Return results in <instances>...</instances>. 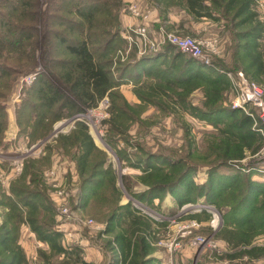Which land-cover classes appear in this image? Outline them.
<instances>
[{"label": "trees", "instance_id": "1", "mask_svg": "<svg viewBox=\"0 0 264 264\" xmlns=\"http://www.w3.org/2000/svg\"><path fill=\"white\" fill-rule=\"evenodd\" d=\"M75 1L77 4L71 10L63 5L62 0L49 2L45 14L47 25L42 36L46 45L43 59L49 67L58 68L60 73L53 77L54 80L39 73L34 82L25 87V98L16 111L19 136L36 141L39 136L48 135L55 123L79 113L81 106L97 107L106 96L112 101L107 137L113 145L119 136H128L130 125L140 121V116L150 106L165 114L172 110L187 112L212 124L217 132L205 141L202 152H198L194 142L189 140L186 156L153 154L139 146L141 155L136 156L132 165L143 170L141 183L149 187L140 196L141 200L152 203L158 198L164 201L170 194L178 206L204 198L213 205L226 200L232 213L237 211L240 215L243 211L246 217L263 213L264 183L254 182L240 173H220L222 168L231 167L230 161L243 160L247 153L255 155L264 145V134L254 128V120L245 112L225 105L232 83L225 73H221L243 72L250 81L264 86V23L256 11L257 0H161L165 6L161 11L165 19L175 10L185 20L207 19L223 23L220 25L221 34L223 39L229 38L230 60L215 61L214 69L186 58L177 47L168 45L159 55H147L135 65L119 63L115 70L112 52L119 37V21L113 17V11L124 0ZM38 9L39 0H0V140L7 125L3 102L13 93L21 77L37 69L40 46L36 26ZM60 10L68 11L76 19H62L55 15ZM54 23V27L61 26L73 32L77 39L52 30ZM181 27L185 28L184 25ZM53 39L64 46L72 58L70 61H58L62 54H53L52 58L48 55L56 46ZM169 59L171 63H168ZM144 77L149 79L142 82ZM126 82L136 84L134 94L140 104H129L119 92ZM199 88L205 98L201 107L193 105L190 100ZM57 143L62 149H77L74 157L83 183L91 188L92 184L99 183L94 180L99 175H109V190L117 196L112 172L100 171L104 160L99 159L98 154L102 153L96 148L86 124L76 122L72 133L60 135ZM119 153L124 159H130L125 150H119ZM200 165L210 167L209 179L201 186L194 181ZM44 167V160L27 164L25 174L12 184L9 194L0 190V207L4 216L0 225V264H28L27 254L19 243L23 225H28L39 241L49 245V255L45 251L39 252L45 264H77L72 260V253H67L60 243L61 235L53 228V207L46 205L49 198L38 185ZM125 181L129 185L131 180L126 177ZM92 195H84L83 200H90ZM106 200L112 209L106 219L108 233H114L117 228L120 230L111 243L119 246L122 263L160 264L151 257L155 251L152 244L158 241L153 224L133 211L131 206H118L117 197L111 202ZM252 202L256 203L255 206H251ZM197 217L194 215L192 219L197 220ZM251 221L245 218L241 223L237 222L238 229L225 231L220 237L235 247L249 246L257 230ZM260 224L261 220L258 226ZM260 250L264 251V248H254L243 254L260 258ZM75 251L80 256L78 250ZM63 253L67 257L56 262Z\"/></svg>", "mask_w": 264, "mask_h": 264}, {"label": "rangeland", "instance_id": "2", "mask_svg": "<svg viewBox=\"0 0 264 264\" xmlns=\"http://www.w3.org/2000/svg\"><path fill=\"white\" fill-rule=\"evenodd\" d=\"M159 1L124 0L123 4L113 11V17L119 21V37L113 44L115 49L112 52V58L114 59L113 70L118 67L119 63L135 65L147 55L156 56L165 52L166 47L170 44L166 41L164 42L162 35L164 32L173 33L181 37H189L198 41L203 48L204 61H209V65H207L195 60L200 65L213 68L215 61L230 60L228 52L229 38L223 39L221 34L220 25L223 23L217 24L207 19L196 22L185 20L182 14H177L175 10L168 13L167 19H165L161 13L165 6L161 0ZM49 2L50 0H39V21L36 26L39 30L38 41L40 46L37 52V69L34 73L21 77L13 93L3 102L5 104L7 125L0 140V190L9 194L12 184L25 174L27 164L44 160L45 170L38 185L49 198V203L46 202V205L53 207L55 220L53 228L61 235L60 243L67 253H72V260L77 264H123V256L119 246L114 242L111 243L120 230L117 228L114 233H108V222H106V219L112 213V209L110 207L111 204H107L105 200L107 199L108 202H111L110 200H114L116 197L119 199L117 201L118 206H131L133 211H137L153 224L154 229L158 232V241L152 244L155 251L151 257L156 258L160 264H164L162 260L167 255L176 264H264V251L260 250L261 252H258L260 258H252L247 254H243L254 248H264V212L246 217L243 215V211L240 215L237 211L232 213V209L226 200L220 201L218 205H213L207 203L204 198L197 202L178 206L170 194L167 196L172 197L175 202L169 206L165 203L167 197L164 201L158 198L153 199L152 203L141 200L140 196L146 193L149 187L141 183L140 177L143 175V170L132 165L136 161V156L141 155L138 147L143 146L153 154L162 153L166 156H171L176 153L177 156H186L188 153L187 142L192 140L198 152H202L204 150L203 147H205V141L217 132L216 128L207 121L199 120L187 112H174L172 110L170 114H165L150 106L140 116V121L130 125L128 136H119L117 143L113 145L109 143L107 137L110 128L108 121L111 118L110 111L112 108V101L108 96V108L98 111L97 116L88 114L92 115L90 119L87 116L88 118L76 120L79 115L87 114L90 111L89 109H91L81 106L82 109L79 113L72 118L55 123L48 135H41L36 141H32L29 137L19 136L16 111L25 98V87L30 86L34 82L33 80L29 85L26 83V79L33 75H36L37 78L38 74L42 73L48 78L52 77V80H54L53 77L60 73L58 68L49 67L43 59L46 45L42 40V36L47 25L45 14ZM62 2L69 10L73 9L77 4L75 0H62ZM256 11L259 15V20L264 23V0H257ZM55 15H60L62 19H76L74 15L68 14L66 10H60ZM54 25L55 23L51 27L52 30L61 31L68 37L77 39V35L73 32L70 33L65 28L61 26L54 27ZM182 25L185 28H182ZM140 28H145L148 38L158 43L156 45L157 51L149 50L148 46L140 42L136 33ZM187 30L189 32H186ZM210 41L215 43V51L208 47ZM52 42L56 46L50 49L51 53L50 51L48 53L51 58L54 57L53 54H62L58 56V61H70L72 59L64 46L59 44L58 40L53 39ZM124 56L127 57L123 59ZM185 57L190 58L188 55ZM167 61L171 63L170 59ZM166 67L168 66L166 65ZM222 72L225 74L228 72L233 73L231 71ZM145 79L149 78L144 77L142 82L146 81ZM228 79L230 78L228 77ZM135 86V83L126 82L120 87L119 92L129 104L137 105L140 104V100L134 94ZM235 97V92L231 90L229 100L225 105L233 108ZM190 100L193 105L202 106L205 98L201 88L191 95ZM252 110L254 111V109ZM71 121L73 122L67 129L59 133L60 127L63 128L64 124L68 125ZM76 122L97 124V128L89 129V134L96 148L102 153L98 154L99 159L103 158L104 160L100 171L107 172L109 170L112 172V176L115 177L117 196H114L109 190L111 189L108 183L109 175H99V178L94 179L96 182L98 180L99 183L92 184L91 188H89L88 184L83 183V176L78 171L77 159L74 157L77 149H71L70 147L69 149H62L57 143L60 135H70L72 133ZM65 150H68L69 153ZM119 150H125L127 157H130V159H124ZM229 165L231 167L222 168L220 173H240L254 182L264 183V145L257 154L251 155L247 153L245 159L230 161ZM209 169V166L200 165L194 178L196 184L201 186L208 181ZM50 171H54L56 175L57 182L60 185L58 189H55L47 178V173ZM126 177L131 180L129 185L126 184ZM59 192H62L63 196ZM91 193L93 195L90 200L87 199L85 202L83 200L84 195H90ZM255 204V202H252L251 206H255ZM209 206H212V208ZM183 207H185V211H182ZM2 212L3 209L0 207V225L4 221ZM180 213L183 215L182 218L173 222L172 220ZM194 215L198 216L197 220L192 219ZM215 215L219 218V227L216 232L211 226ZM234 216L237 217L236 220L233 219ZM157 217H166L170 218V220L158 221ZM245 218L251 219V222H254L255 227H257L256 235L249 246L235 247L222 240L220 236L223 232L238 229L237 222L241 223ZM259 220H261V226H258ZM193 221L198 222L200 226L198 229L189 228L186 230L192 231L193 235L186 237L183 241L182 249L171 256L167 248L163 247L161 243L166 244L169 240L179 236L181 228L189 226ZM25 227L29 230L27 231ZM31 232L34 233L28 225H23L20 231V241H28L27 243L29 244L28 251L31 254L25 251L28 264H45V260L40 256L39 252L45 251L49 255L51 253L49 245L42 243L38 239L39 244L37 245L34 241L36 238H30L32 236ZM197 235L210 238V241L217 245V249L211 248L209 242L197 248L192 247L190 238H194ZM75 250H78L80 256L76 254ZM238 254H243L244 256L240 255L237 258H233V256ZM66 255L63 253L58 256L56 262H62L67 257Z\"/></svg>", "mask_w": 264, "mask_h": 264}, {"label": "built area", "instance_id": "3", "mask_svg": "<svg viewBox=\"0 0 264 264\" xmlns=\"http://www.w3.org/2000/svg\"><path fill=\"white\" fill-rule=\"evenodd\" d=\"M136 33L139 36L140 42L146 46H148V49L151 51H157L156 43L153 42L150 38H148L146 34L145 28H140L136 31ZM164 42H168L170 45H173L177 47L183 54L188 55L190 58L201 61L207 65H209V61H204L203 56V48L202 45L189 37H181L173 33H163ZM208 47L215 51L216 45L212 41L208 44ZM127 56H124L126 58ZM226 75L230 78V81L232 83V91L235 92L236 97L233 102V108L235 109H241L243 110L247 115H249L254 120V128H257L259 132L264 134V87L257 84L256 82L250 81L243 72H238L237 74L233 73H226ZM36 79V75L30 76L26 79L27 84H31L33 80ZM108 96L102 99L100 106L93 107L89 109L90 111L87 114H81L77 117L76 120H82L84 118H91L93 114L94 116H97L98 111H102L108 108ZM254 109V111L252 110ZM85 110V109H84ZM87 111V109H86ZM100 115V114H98ZM88 116V117H87ZM75 120V119H74ZM87 127L89 129H95L97 128L96 123H90L87 124ZM67 124L63 125V128L60 127L59 133L63 132V130H66L65 127ZM47 178L49 179L50 183L55 189H58L60 187L59 183L57 182L56 175L54 171H50L47 173ZM61 196H63L62 192H59ZM58 194V195H59ZM188 207V206H186ZM212 208V206H209ZM182 211H185V207H183ZM188 214V213H187ZM186 215V214H185ZM182 214L180 213L178 216H176L172 221L175 222L177 219L182 218ZM158 221L162 220H170V218L166 217H157ZM162 218V219H161ZM200 224L196 221L191 222L189 226L182 227L180 231V235L173 238L172 240H169L168 243H161L163 247L167 248L168 252L173 256L176 252H178L180 249H182L183 241L186 239V237L193 235L192 231H186L189 228L198 229ZM211 226L214 228V232L218 230L219 227V218L215 215V219L212 220ZM191 245L194 248L200 247L202 245H205L209 242V245L213 249H217V245L213 244L210 241V238H206L202 235H197L194 238H190ZM167 264H176L173 259L170 257V262Z\"/></svg>", "mask_w": 264, "mask_h": 264}, {"label": "crops", "instance_id": "4", "mask_svg": "<svg viewBox=\"0 0 264 264\" xmlns=\"http://www.w3.org/2000/svg\"><path fill=\"white\" fill-rule=\"evenodd\" d=\"M174 202H175V201H174V199H173L172 197L167 196V198H166V200H165V203H166L168 206H169V205H172ZM25 229H26L27 231L29 230L27 227H25ZM31 234H32V236H30L31 239H32V238H36V235H35L34 233L31 232ZM34 241L37 243V245L39 244L38 241H37V238H36ZM27 242H28V241L21 240L19 243H20V245L23 247V249H24L27 253L31 254V253L28 251L29 244H28ZM162 261L164 262V264H167V263L170 262V257L167 255L166 257L163 258Z\"/></svg>", "mask_w": 264, "mask_h": 264}, {"label": "water", "instance_id": "5", "mask_svg": "<svg viewBox=\"0 0 264 264\" xmlns=\"http://www.w3.org/2000/svg\"><path fill=\"white\" fill-rule=\"evenodd\" d=\"M74 121V120H73ZM73 121H71L68 125H66L65 127L67 128Z\"/></svg>", "mask_w": 264, "mask_h": 264}, {"label": "bare ground", "instance_id": "6", "mask_svg": "<svg viewBox=\"0 0 264 264\" xmlns=\"http://www.w3.org/2000/svg\"><path fill=\"white\" fill-rule=\"evenodd\" d=\"M98 142L100 143V141L98 140ZM100 144H102V143H100ZM103 145V144H102Z\"/></svg>", "mask_w": 264, "mask_h": 264}]
</instances>
